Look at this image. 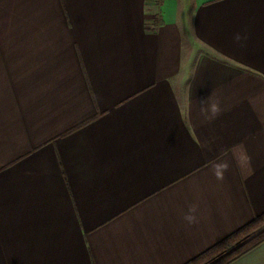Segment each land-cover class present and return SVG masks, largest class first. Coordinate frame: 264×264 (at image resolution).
Segmentation results:
<instances>
[{"label": "crops", "instance_id": "obj_1", "mask_svg": "<svg viewBox=\"0 0 264 264\" xmlns=\"http://www.w3.org/2000/svg\"><path fill=\"white\" fill-rule=\"evenodd\" d=\"M263 211L264 0H0V264H184Z\"/></svg>", "mask_w": 264, "mask_h": 264}, {"label": "trees", "instance_id": "obj_2", "mask_svg": "<svg viewBox=\"0 0 264 264\" xmlns=\"http://www.w3.org/2000/svg\"><path fill=\"white\" fill-rule=\"evenodd\" d=\"M264 240V211L184 264H228Z\"/></svg>", "mask_w": 264, "mask_h": 264}, {"label": "clouds", "instance_id": "obj_3", "mask_svg": "<svg viewBox=\"0 0 264 264\" xmlns=\"http://www.w3.org/2000/svg\"><path fill=\"white\" fill-rule=\"evenodd\" d=\"M239 38H240L239 35H237V39H239ZM187 219L189 220V222H192L193 218L192 217H188Z\"/></svg>", "mask_w": 264, "mask_h": 264}]
</instances>
